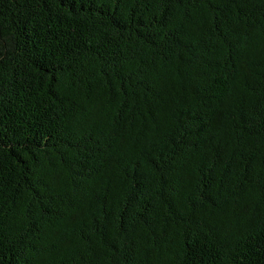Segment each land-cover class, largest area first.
Returning <instances> with one entry per match:
<instances>
[{"label":"trees","instance_id":"16d2710c","mask_svg":"<svg viewBox=\"0 0 264 264\" xmlns=\"http://www.w3.org/2000/svg\"><path fill=\"white\" fill-rule=\"evenodd\" d=\"M0 264H264V0H0Z\"/></svg>","mask_w":264,"mask_h":264}]
</instances>
